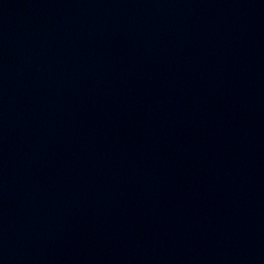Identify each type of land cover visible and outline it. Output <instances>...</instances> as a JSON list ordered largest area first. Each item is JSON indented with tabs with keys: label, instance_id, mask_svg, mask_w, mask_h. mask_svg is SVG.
I'll use <instances>...</instances> for the list:
<instances>
[{
	"label": "water",
	"instance_id": "water-1",
	"mask_svg": "<svg viewBox=\"0 0 264 264\" xmlns=\"http://www.w3.org/2000/svg\"><path fill=\"white\" fill-rule=\"evenodd\" d=\"M264 212V0H0V202Z\"/></svg>",
	"mask_w": 264,
	"mask_h": 264
}]
</instances>
